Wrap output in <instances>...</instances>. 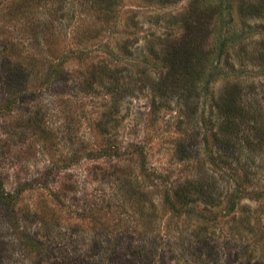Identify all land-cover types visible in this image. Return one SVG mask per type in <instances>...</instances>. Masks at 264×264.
I'll return each mask as SVG.
<instances>
[{
  "label": "rangeland",
  "instance_id": "obj_1",
  "mask_svg": "<svg viewBox=\"0 0 264 264\" xmlns=\"http://www.w3.org/2000/svg\"><path fill=\"white\" fill-rule=\"evenodd\" d=\"M192 1L0 0V264H264V0H195L190 91Z\"/></svg>",
  "mask_w": 264,
  "mask_h": 264
},
{
  "label": "trees",
  "instance_id": "obj_2",
  "mask_svg": "<svg viewBox=\"0 0 264 264\" xmlns=\"http://www.w3.org/2000/svg\"><path fill=\"white\" fill-rule=\"evenodd\" d=\"M217 7H222V3L217 4ZM196 9L197 3H195L194 0L191 2L189 12L184 16V33L176 37V39L173 40L174 43H172L171 46L169 45L170 48L173 46L171 50L177 51V48L179 47L176 57H179L180 59L181 68L180 71H177V73L180 72V77L182 78L180 85H184V87L188 88L190 91L197 89L198 82L202 74L206 71V69H204V60L205 57L208 56L209 52L206 50L205 42L207 38L206 35L210 30L208 29L209 21L212 17L211 14H200V12H198ZM254 10L260 15L264 13V10L261 7H257ZM254 10H250L251 14H254ZM219 11H222L221 8ZM210 12L213 13L212 10H210ZM258 56L261 60H264V45L262 53H260ZM172 60L173 58L170 60V62H172ZM215 71H211L209 78L214 75ZM232 85V89H229L228 92H226L229 93L231 97H228V95L226 97H222L220 100L222 102L221 108L226 112L229 121L230 119L233 121L236 113H238L239 108L235 98H237L236 95L241 91L239 89L241 88L240 84L233 83ZM160 89L165 91L166 87L162 86ZM231 123L233 124L231 125L233 127L229 131L233 132L234 139L237 140L239 137V130L237 128L238 126L237 124L234 126V121ZM204 194L206 197H210L207 191H204ZM176 195L178 197V206L175 207L176 209H179L181 205L191 200V192L188 188L176 190Z\"/></svg>",
  "mask_w": 264,
  "mask_h": 264
}]
</instances>
